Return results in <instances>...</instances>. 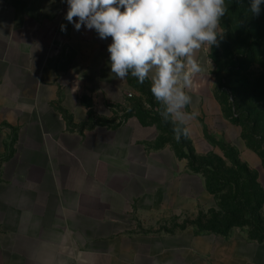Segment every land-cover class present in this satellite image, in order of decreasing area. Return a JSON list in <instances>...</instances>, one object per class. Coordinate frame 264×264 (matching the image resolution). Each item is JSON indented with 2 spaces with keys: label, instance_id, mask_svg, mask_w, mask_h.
Instances as JSON below:
<instances>
[{
  "label": "crops",
  "instance_id": "1",
  "mask_svg": "<svg viewBox=\"0 0 264 264\" xmlns=\"http://www.w3.org/2000/svg\"><path fill=\"white\" fill-rule=\"evenodd\" d=\"M66 11L63 0H0V264H264V242L241 230H171L168 219L216 198L158 124L124 116L149 104L111 73V38L75 30ZM195 56L206 63L188 90L191 153L229 145L264 194L263 159L230 121L205 47Z\"/></svg>",
  "mask_w": 264,
  "mask_h": 264
},
{
  "label": "clouds",
  "instance_id": "2",
  "mask_svg": "<svg viewBox=\"0 0 264 264\" xmlns=\"http://www.w3.org/2000/svg\"><path fill=\"white\" fill-rule=\"evenodd\" d=\"M64 19L79 31L94 30L107 46L108 65L115 78L129 75L140 84L150 79V92L161 105V116L173 124L175 138L191 133L197 113L188 90L194 76L205 70L195 56L204 47H219L225 31L221 20L226 0H63ZM242 3V0H233ZM264 0H249L248 10L259 16ZM76 18V19H74ZM61 31L66 25L61 24Z\"/></svg>",
  "mask_w": 264,
  "mask_h": 264
},
{
  "label": "rangeland",
  "instance_id": "3",
  "mask_svg": "<svg viewBox=\"0 0 264 264\" xmlns=\"http://www.w3.org/2000/svg\"><path fill=\"white\" fill-rule=\"evenodd\" d=\"M226 2L228 11L221 20V27L225 31L224 39L219 47L205 49L213 63L214 74L222 87L223 96L244 127L245 135L250 136L251 129L256 128L257 139L264 145V5H261L259 16H253L248 10L249 0H242V3H235L233 0ZM135 90L140 99L146 105L149 104V108H155L156 111L150 118H156L161 122L166 131L173 130L170 120H164L160 114L161 105L156 101L152 102L153 96L148 83L142 84L143 92ZM136 104L149 110L141 102H135L133 106ZM165 139L169 144L177 145L185 155L193 157V170L199 171L205 178H211L215 174L220 179L219 185L217 184L219 187L215 196L217 204L215 208L200 211L195 218L184 219L180 223L168 219L169 227L194 220H199L203 226H207L213 219L216 220L212 211L220 212L218 206L220 201H227L233 197L236 207L232 208L229 206L230 203L228 204V210L232 209L229 216L233 219L230 231L233 228L241 230L249 240L252 236L250 218L256 219L260 216L264 218L259 207L250 204L249 201V192L256 194L257 199L260 198L255 174L239 162L236 152L229 145L225 146V143L221 144V156L209 154L199 157L191 153L187 137L182 136L179 140L174 137L168 140L166 136ZM260 154L264 156V146ZM172 229L176 230L175 227ZM150 232L161 231L159 228H151Z\"/></svg>",
  "mask_w": 264,
  "mask_h": 264
},
{
  "label": "trees",
  "instance_id": "4",
  "mask_svg": "<svg viewBox=\"0 0 264 264\" xmlns=\"http://www.w3.org/2000/svg\"><path fill=\"white\" fill-rule=\"evenodd\" d=\"M129 76L131 78V84H132L133 88L143 92L142 91V84L138 83L137 80L135 78H133L131 75H129ZM145 82L148 83L147 80H145ZM148 85L150 86L149 83H148ZM217 85H218V89L221 91V100L227 106L226 108H227L228 113H229L230 121L234 124L241 125L240 122L238 121V118L235 116L232 107H230L226 98L223 96L222 87L219 85V83H217ZM151 99H152V102H154L155 98L152 97ZM155 111L156 110H154V108H150L149 110H145L136 104V105L132 106L126 112V114L124 116L126 117L129 114H131L132 112H135L141 118L143 123H156V124H158L160 129H162V131L165 133V135L168 136V138H169L168 140H171L172 138L175 137L173 130L170 129L169 131H166V129H165L166 127L161 122H159L156 118H154V119L150 118V116H152L153 112H155ZM99 123L102 125H105V123L102 121ZM121 123H122L121 121H118V123L116 125H120ZM255 131H256V128H252L250 136H246L245 132H244V127H243V138H244V140H245V142L249 148H251L252 150H254L255 152H258L260 154V150H261L262 146H264V145H262V143L260 142L261 140L257 139V135L255 134ZM165 142L169 143L166 139H165ZM170 145L172 146L173 150L175 151L177 157H179L181 159L182 158L187 159L188 167L190 170H192L193 172H199L197 170H193V157H189V156L185 155L183 153V151H180V148H178L177 145H174V144H170ZM260 156L262 157L263 164H264V156H262L261 154H260ZM241 164L247 170L252 172L245 164H243V163H241ZM252 173H254V172H252ZM255 177H256V174H255ZM205 182H206V189L208 190V192H210L211 194L216 196V194L218 193V187H219L218 185L220 183V179L218 177H216L215 174H213V177L205 178ZM256 182H257V180H256ZM212 184H216V185H212ZM257 185L259 186L258 183H257ZM259 190H260V198H258V199H257V197H255L256 194H254L253 192H249L248 194L250 196V199H249V201L251 202L250 204L258 206L259 210L261 211V206L264 202V194H263V191H262L260 186H259ZM228 204L232 208L236 207V205H235L236 203H235L233 197H231L227 201H223V200L220 201V204L218 205L220 212L215 213V211H212V213L214 214V217L216 218L217 221L215 219H213L212 222L207 226H203L199 220H194V221H190V222L185 221V223L183 222L182 225H175L174 227L176 230H184L187 227H193V229L195 230V233L199 234V235L213 233V234H218V235L226 237L230 233V228L232 226L231 221H233L232 217L229 216L230 211L232 209L228 210ZM209 210H212V209H209ZM250 222H251L250 228H251V232H252L251 235L252 236L249 238V240L256 241L259 243L264 242V218H262L260 216V218L255 219L253 217L252 219L250 218Z\"/></svg>",
  "mask_w": 264,
  "mask_h": 264
},
{
  "label": "built area",
  "instance_id": "5",
  "mask_svg": "<svg viewBox=\"0 0 264 264\" xmlns=\"http://www.w3.org/2000/svg\"><path fill=\"white\" fill-rule=\"evenodd\" d=\"M127 97L130 98L131 97V94H127Z\"/></svg>",
  "mask_w": 264,
  "mask_h": 264
}]
</instances>
